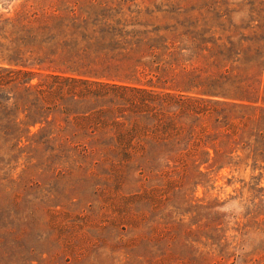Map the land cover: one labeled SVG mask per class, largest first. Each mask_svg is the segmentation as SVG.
Here are the masks:
<instances>
[{
	"label": "rangeland",
	"instance_id": "1",
	"mask_svg": "<svg viewBox=\"0 0 264 264\" xmlns=\"http://www.w3.org/2000/svg\"><path fill=\"white\" fill-rule=\"evenodd\" d=\"M22 10L42 19L39 38L88 50L120 28L151 31L128 37L127 53L166 46L157 75L175 88L247 102L264 81V0H0V14ZM3 139L0 264H264V174L251 159L180 177Z\"/></svg>",
	"mask_w": 264,
	"mask_h": 264
},
{
	"label": "trees",
	"instance_id": "2",
	"mask_svg": "<svg viewBox=\"0 0 264 264\" xmlns=\"http://www.w3.org/2000/svg\"><path fill=\"white\" fill-rule=\"evenodd\" d=\"M40 21L23 10L0 14L3 141H37L59 159H116L180 177L217 174L251 159L262 177L261 77L247 102L209 94L200 84L175 88L157 75L169 70L155 54L166 46L150 47L144 60L127 53L128 37L151 31L120 28L112 43L88 50L39 38L32 28Z\"/></svg>",
	"mask_w": 264,
	"mask_h": 264
}]
</instances>
